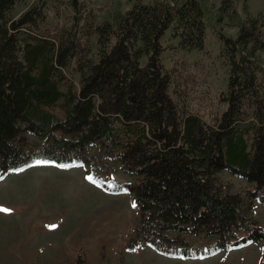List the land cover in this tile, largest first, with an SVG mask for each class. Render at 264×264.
<instances>
[{"label":"trees","instance_id":"16d2710c","mask_svg":"<svg viewBox=\"0 0 264 264\" xmlns=\"http://www.w3.org/2000/svg\"><path fill=\"white\" fill-rule=\"evenodd\" d=\"M19 1L0 0V181L51 163L83 166L97 182L118 164L135 179L121 187L139 211L143 245L202 257L264 244L252 216L255 203L264 206L263 13L223 0L221 16L236 30L213 31L223 77L202 115L180 109L167 54L203 52V0H128L124 10L88 14L67 0L71 20L60 29H41L53 0L17 17ZM228 171L254 186L251 195L230 192ZM197 239L211 245L196 248Z\"/></svg>","mask_w":264,"mask_h":264},{"label":"rangeland","instance_id":"374dc122","mask_svg":"<svg viewBox=\"0 0 264 264\" xmlns=\"http://www.w3.org/2000/svg\"><path fill=\"white\" fill-rule=\"evenodd\" d=\"M36 0H20L18 17ZM223 0H203L210 16V30L203 52H171L170 66L181 80L177 101L185 112L208 114L215 104L223 68L217 60L220 43L213 31L235 34L231 18L221 16ZM128 0H78L83 14L112 12L128 7ZM67 0H53L45 10L41 29L67 27L72 15ZM250 14H264V0H242ZM173 96V95H172ZM58 116V105L51 109ZM183 110V111H184ZM108 167L105 168L107 170ZM109 172V171H108ZM101 181L89 177L83 166L60 167L40 163L10 174L0 181V264H264V244L224 249L209 256H169L143 245L136 232L139 211L131 193L121 186L135 183L120 165L110 166ZM231 193L251 195L254 186L234 172L221 175ZM252 216L264 227V206L255 203ZM194 246H210L192 240Z\"/></svg>","mask_w":264,"mask_h":264},{"label":"snow or ice","instance_id":"6c2138e0","mask_svg":"<svg viewBox=\"0 0 264 264\" xmlns=\"http://www.w3.org/2000/svg\"><path fill=\"white\" fill-rule=\"evenodd\" d=\"M133 206L135 207V204ZM0 211L6 212V213L10 212L9 209H4V208H0Z\"/></svg>","mask_w":264,"mask_h":264}]
</instances>
